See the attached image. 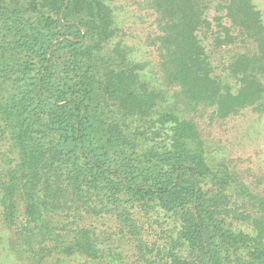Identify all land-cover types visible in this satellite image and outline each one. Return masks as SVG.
<instances>
[{
    "label": "trees",
    "instance_id": "obj_1",
    "mask_svg": "<svg viewBox=\"0 0 264 264\" xmlns=\"http://www.w3.org/2000/svg\"><path fill=\"white\" fill-rule=\"evenodd\" d=\"M117 2L0 0V222L16 259L264 264V195L195 119L264 115L263 12L145 0L141 46Z\"/></svg>",
    "mask_w": 264,
    "mask_h": 264
},
{
    "label": "rangeland",
    "instance_id": "obj_2",
    "mask_svg": "<svg viewBox=\"0 0 264 264\" xmlns=\"http://www.w3.org/2000/svg\"><path fill=\"white\" fill-rule=\"evenodd\" d=\"M116 5L117 0H112ZM264 16V0H254ZM145 0H122L121 4L125 8L130 17L136 19L139 24H144L146 29L141 34L143 41L154 32L155 27L150 22L141 21V12L147 13L142 9ZM120 7V4H118ZM144 8V7H143ZM149 13V12H148ZM150 14V13H149ZM148 19L150 17H147ZM141 26L132 27V30H139ZM143 57L147 59L148 48H142ZM154 58V57H152ZM195 119L199 123L202 137L211 146L220 153L221 162L225 167H229L239 175L243 180H247L248 184L262 192L264 195V115L255 114L252 110L242 112L239 116L229 118L225 121H215L210 119V112H200ZM114 223H109L106 230L112 237L110 245L114 248L118 247L121 254L128 259L134 260V248L128 244V240L120 241L115 236ZM104 230V229H101ZM10 232L5 230L0 222V264H19L13 251L11 250ZM85 260L71 261L68 263L60 262L56 264H84ZM89 264H104L98 261Z\"/></svg>",
    "mask_w": 264,
    "mask_h": 264
}]
</instances>
